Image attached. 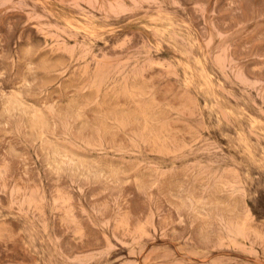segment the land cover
<instances>
[{
	"label": "rangeland",
	"instance_id": "1",
	"mask_svg": "<svg viewBox=\"0 0 264 264\" xmlns=\"http://www.w3.org/2000/svg\"><path fill=\"white\" fill-rule=\"evenodd\" d=\"M0 264H264V0H0Z\"/></svg>",
	"mask_w": 264,
	"mask_h": 264
},
{
	"label": "bare ground",
	"instance_id": "2",
	"mask_svg": "<svg viewBox=\"0 0 264 264\" xmlns=\"http://www.w3.org/2000/svg\"><path fill=\"white\" fill-rule=\"evenodd\" d=\"M224 116V115H223ZM223 118V117H222ZM224 119V118H223ZM226 121V120H225Z\"/></svg>",
	"mask_w": 264,
	"mask_h": 264
}]
</instances>
